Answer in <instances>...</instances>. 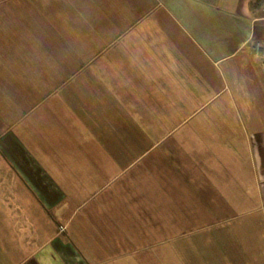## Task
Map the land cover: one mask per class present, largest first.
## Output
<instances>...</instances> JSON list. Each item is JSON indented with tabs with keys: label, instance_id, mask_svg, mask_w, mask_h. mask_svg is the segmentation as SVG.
<instances>
[{
	"label": "crops",
	"instance_id": "1",
	"mask_svg": "<svg viewBox=\"0 0 264 264\" xmlns=\"http://www.w3.org/2000/svg\"><path fill=\"white\" fill-rule=\"evenodd\" d=\"M262 2L0 0V264H264Z\"/></svg>",
	"mask_w": 264,
	"mask_h": 264
},
{
	"label": "rangeland",
	"instance_id": "2",
	"mask_svg": "<svg viewBox=\"0 0 264 264\" xmlns=\"http://www.w3.org/2000/svg\"><path fill=\"white\" fill-rule=\"evenodd\" d=\"M37 56L39 55L28 54V57L30 59L34 58L33 65L39 64V60L38 59L36 60ZM24 71H25V74L17 78L20 84L14 86V89L12 90L11 94L3 95V96H6L7 100L0 101V131L6 130L5 128L9 127L8 125L9 123H12L13 121L17 122L20 113H24L27 110H34V112H37V111L39 112V101L36 98H32V97H38L39 93L37 92L36 94L31 91L32 90L31 88L39 87L38 86L39 77L34 71L32 72L27 71V70H24ZM36 71L39 74V69H37ZM19 90L21 91V93L24 92L23 96L21 94L19 95L18 93ZM0 94H1L0 98L3 99L4 97L2 96L3 94L2 90H0ZM34 112L31 114H34ZM30 116H28L23 121L21 120L16 125L15 129L19 131L21 127L26 126V122L28 121V118H32ZM13 235L14 237H16L15 233Z\"/></svg>",
	"mask_w": 264,
	"mask_h": 264
},
{
	"label": "built area",
	"instance_id": "3",
	"mask_svg": "<svg viewBox=\"0 0 264 264\" xmlns=\"http://www.w3.org/2000/svg\"><path fill=\"white\" fill-rule=\"evenodd\" d=\"M264 3V2H262ZM255 50L258 51L260 50L262 52V54H264V42H256L255 43Z\"/></svg>",
	"mask_w": 264,
	"mask_h": 264
}]
</instances>
